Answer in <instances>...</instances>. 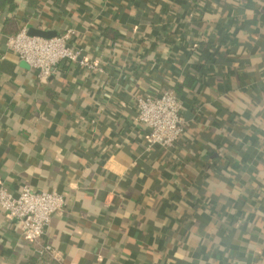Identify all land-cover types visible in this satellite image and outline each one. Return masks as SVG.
I'll return each instance as SVG.
<instances>
[{
    "label": "crops",
    "instance_id": "0c3cea01",
    "mask_svg": "<svg viewBox=\"0 0 264 264\" xmlns=\"http://www.w3.org/2000/svg\"><path fill=\"white\" fill-rule=\"evenodd\" d=\"M68 27L104 73L6 47ZM164 89L188 129L147 149L135 97ZM0 181L67 201L59 259L0 210V264H264V0H0Z\"/></svg>",
    "mask_w": 264,
    "mask_h": 264
},
{
    "label": "built area",
    "instance_id": "2783aa9c",
    "mask_svg": "<svg viewBox=\"0 0 264 264\" xmlns=\"http://www.w3.org/2000/svg\"><path fill=\"white\" fill-rule=\"evenodd\" d=\"M76 29L68 27L51 37L30 34L23 28L8 37L6 47L16 53L42 80L54 75L61 62L78 63L94 72L104 73L98 62L83 56V49L72 42ZM136 121L145 126L147 149L158 146L170 150L179 143L188 129L184 105L174 89L135 97ZM67 201L58 191L37 190L25 184L14 194L0 181V210L20 228L22 236L39 244V254L49 253L59 259L48 244H41L47 228L56 213L64 212Z\"/></svg>",
    "mask_w": 264,
    "mask_h": 264
},
{
    "label": "water",
    "instance_id": "95a60500",
    "mask_svg": "<svg viewBox=\"0 0 264 264\" xmlns=\"http://www.w3.org/2000/svg\"><path fill=\"white\" fill-rule=\"evenodd\" d=\"M30 34L40 35V36H44V37H51V36L55 35L54 33L41 31V30H37V29H31Z\"/></svg>",
    "mask_w": 264,
    "mask_h": 264
},
{
    "label": "trees",
    "instance_id": "16d2710c",
    "mask_svg": "<svg viewBox=\"0 0 264 264\" xmlns=\"http://www.w3.org/2000/svg\"><path fill=\"white\" fill-rule=\"evenodd\" d=\"M195 12V10H193V12L192 13H194Z\"/></svg>",
    "mask_w": 264,
    "mask_h": 264
}]
</instances>
